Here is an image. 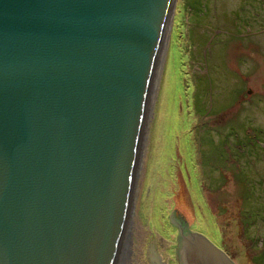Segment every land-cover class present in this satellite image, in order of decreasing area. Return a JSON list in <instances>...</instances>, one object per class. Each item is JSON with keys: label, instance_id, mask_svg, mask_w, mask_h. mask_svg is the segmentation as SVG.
Returning <instances> with one entry per match:
<instances>
[{"label": "water", "instance_id": "95a60500", "mask_svg": "<svg viewBox=\"0 0 264 264\" xmlns=\"http://www.w3.org/2000/svg\"><path fill=\"white\" fill-rule=\"evenodd\" d=\"M173 1L0 0V264H120ZM169 220L177 264H233Z\"/></svg>", "mask_w": 264, "mask_h": 264}, {"label": "rangeland", "instance_id": "374dc122", "mask_svg": "<svg viewBox=\"0 0 264 264\" xmlns=\"http://www.w3.org/2000/svg\"><path fill=\"white\" fill-rule=\"evenodd\" d=\"M169 24L132 192L133 264H150V252L160 264H177L178 227L169 220L174 209L188 216V230L233 264H264V0H174ZM175 52L180 65L173 73L181 74L184 97L175 104L180 125L172 135L169 176L159 168L157 143L159 129L166 133L165 109H172ZM186 115L192 123L184 129ZM184 132L192 137L187 168L180 143ZM125 243L123 238L122 248Z\"/></svg>", "mask_w": 264, "mask_h": 264}, {"label": "bare ground", "instance_id": "6f19581e", "mask_svg": "<svg viewBox=\"0 0 264 264\" xmlns=\"http://www.w3.org/2000/svg\"><path fill=\"white\" fill-rule=\"evenodd\" d=\"M169 30H170V24H169V28H168V34H167V41H166V47H165V52H167V49H168V46H169ZM175 46V44H174ZM174 51H176V49L174 48ZM164 59H165V54H164ZM178 56H177V53L175 52V57H174V62L172 64V73L170 72V86L169 89L172 90L173 92V96H170V99L168 100V104L170 103V105L172 106V109L170 110H167L165 109V119H164V130L166 131V133H163L162 129H159V132H160V140L159 142L157 143V159H158V165H159V168L161 167L162 169L167 170L168 173H169V176H171V169H167L166 167H170L171 165V162L173 160V155L174 153L172 152V141H173V134L175 133V130L176 129H179V119H178V116H177V113H176V105L175 104H178L180 103V101L182 102V97L183 96V87H182V79H181V74H179V76L176 74L173 73V71L177 72L178 71V67L180 65V63L177 62L178 60ZM165 61L163 60V63ZM160 83V82H159ZM159 87V86H158ZM163 101V100H162ZM155 104V103H154ZM163 105V104H162ZM165 105H167V100H165ZM157 107V106H156ZM178 111V109H177ZM167 116V118H166ZM184 116V115H183ZM163 121V120H162ZM192 123V119L189 118V116H185V121H184V129H187L190 126V124ZM182 129V130H184ZM178 131V130H176ZM181 131V129H180ZM183 132V131H181ZM157 134V133H156ZM181 134V137L180 139H182V141H180V143L182 144V159L186 161V168L189 166L188 164V159L186 160V154L188 153L189 156L191 157L192 156V153H191V149H192V137L191 135L189 134V132H184V133H180ZM169 135V137H168ZM173 135V136H172ZM163 136L165 137V147H164V143L163 145L161 144L163 142ZM159 135L157 136V139H158ZM161 142V143H160ZM144 152V151H143ZM144 159V155H142V159H141V162L142 160ZM140 166H141V163H140ZM190 174H191V180H193V177L195 175L194 174V171H192L194 169V166H191L190 165ZM189 168V169H190ZM183 166L181 167V170H182V174L183 176L185 175V171H183ZM196 180V179H195ZM197 193H198V190H197ZM128 215L129 214H133V208L131 206V200H130V203H129V206H128ZM126 223L128 222V227H126V234L124 236L125 238V242L127 243L125 248H123L121 250V257H120V264H133V257H134V249H133V246L131 244V241H130V238L132 237V222H131V217L129 216V220H128V217L126 218ZM199 224L200 226L204 227V224L206 222H203L204 220H202L203 218H199ZM131 236V237H130ZM210 238V237H209ZM217 239L218 238V235L216 236Z\"/></svg>", "mask_w": 264, "mask_h": 264}, {"label": "flooded vegetation", "instance_id": "af4514ba", "mask_svg": "<svg viewBox=\"0 0 264 264\" xmlns=\"http://www.w3.org/2000/svg\"><path fill=\"white\" fill-rule=\"evenodd\" d=\"M243 172V170L241 171V173ZM242 204H243V201H242ZM181 227H178V229H180Z\"/></svg>", "mask_w": 264, "mask_h": 264}]
</instances>
